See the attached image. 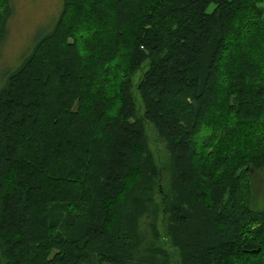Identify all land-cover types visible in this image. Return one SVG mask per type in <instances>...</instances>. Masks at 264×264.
Wrapping results in <instances>:
<instances>
[{
	"label": "trees",
	"instance_id": "16d2710c",
	"mask_svg": "<svg viewBox=\"0 0 264 264\" xmlns=\"http://www.w3.org/2000/svg\"><path fill=\"white\" fill-rule=\"evenodd\" d=\"M63 3L0 74V264H264V0Z\"/></svg>",
	"mask_w": 264,
	"mask_h": 264
},
{
	"label": "rangeland",
	"instance_id": "374dc122",
	"mask_svg": "<svg viewBox=\"0 0 264 264\" xmlns=\"http://www.w3.org/2000/svg\"><path fill=\"white\" fill-rule=\"evenodd\" d=\"M11 2L12 4L7 7V4L0 0V12H4L6 8L10 10L5 34L0 41V74L16 67L17 63L30 51L35 39L53 27L64 6V0H11ZM146 65L133 77V93L140 118L144 117L145 112L137 85L147 69ZM145 124L150 151L159 161L168 163L170 155L166 143L154 133L153 126L149 122ZM251 184L250 201L253 206L262 210L264 209V171L254 176ZM159 221L150 214L142 217L138 231L140 237L145 239V245L151 240L150 226L154 222L160 228Z\"/></svg>",
	"mask_w": 264,
	"mask_h": 264
}]
</instances>
